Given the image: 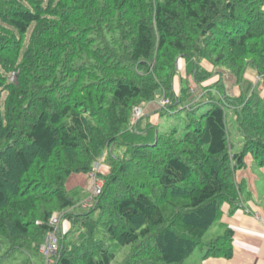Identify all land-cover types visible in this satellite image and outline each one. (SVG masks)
Masks as SVG:
<instances>
[{
	"label": "trees",
	"instance_id": "trees-1",
	"mask_svg": "<svg viewBox=\"0 0 264 264\" xmlns=\"http://www.w3.org/2000/svg\"><path fill=\"white\" fill-rule=\"evenodd\" d=\"M179 57L199 96L187 84L174 93ZM203 58L241 93L220 79L200 86L214 73ZM247 67L264 80V0H0V248L29 262L61 213L69 228L54 264H113L126 245L116 264H183L197 248L230 257L229 228L206 235L224 203L237 207L234 171L249 156L264 166V98ZM157 95L168 105L154 109ZM137 106L144 116L185 108L184 132L138 128ZM106 154L100 193L83 208L66 181Z\"/></svg>",
	"mask_w": 264,
	"mask_h": 264
},
{
	"label": "rangeland",
	"instance_id": "rangeland-1",
	"mask_svg": "<svg viewBox=\"0 0 264 264\" xmlns=\"http://www.w3.org/2000/svg\"><path fill=\"white\" fill-rule=\"evenodd\" d=\"M31 31L27 32L24 36V48L26 47L29 37H30ZM199 66L203 68V70H205L207 73L211 74L212 72L213 75L211 77L208 78L207 81H203L201 82L200 86H206L208 83H213V81L215 80H221L222 81V85L226 91V93L229 96H238L240 92L239 87L236 84V80L234 78V76L230 75L229 72L225 69L219 70L217 68L214 69L213 65L206 60V58L201 59L198 62ZM152 67V64L150 65V68ZM189 66L186 65L185 59L183 57H179L177 60V70H176V75L174 76L173 79V89H174V93L176 95L179 94L181 87H186V84L189 87V91L195 96H199L200 94V88L197 87V84L194 83L192 81L191 75L189 73ZM252 70L254 71L253 68L251 67H247V69L245 70V74L247 71ZM216 71V72H215ZM12 72L9 73L8 79H10ZM16 77V76H15ZM252 80H254V82H258V84L253 83L255 86L254 88L257 89H261L260 92L259 90H257L261 97L264 96V80L261 77H252ZM11 80V79H10ZM9 80V81H10ZM245 82L248 86H250V91L251 89H253V84H252V80H248L245 79ZM15 81V80H14ZM11 82V81H10ZM252 86V87H251ZM257 87V88H256ZM198 90V91H197ZM238 90V95H237V91ZM217 90H216V86H213L212 88V93L215 96L217 95ZM250 93V92H249ZM184 94V93H183ZM6 92L2 91L1 92V99L3 101V99L5 98ZM192 96V94H191ZM164 98V99H163ZM167 101V104L162 105V107H165L166 105H168L169 103V99H166L165 97L161 96V99L159 98V95H157L156 97V101L154 103H156V105L154 106V109H158V107H160V101ZM179 107H181V105H179ZM149 109H153L152 107ZM207 109V105L198 108L196 111L197 113L200 112H204V110ZM227 129H228V139H229V147L231 148V151L234 150L236 152V150L238 151L240 148V140L241 137L238 135L237 133V122L236 120H234V115L232 112L229 113L228 111V116H227ZM187 121V116H186V109L183 108L173 114H160V113H153L149 116H144L140 119L139 121V125L138 128H141L143 126H145V124L151 123V124H156L157 127V131L159 133H163V132H167L168 130H171L173 128H176L178 130L179 133L184 132V127ZM123 150L122 147H116L113 149V152L116 154H119L121 151ZM108 159H107V154L104 156V158L100 161V166L99 168L102 171L103 174H106L108 172ZM246 162V166L242 169H237L234 171V178L236 180V184H238L240 181L242 183H244L245 185H243L241 183V193L243 195L244 198H246L247 195H249L248 190L251 191L253 199H258L262 202V205L264 206V166L260 167L257 166L255 164V162L252 160V158L249 156L247 159H245ZM79 175V174H77ZM81 175V174H80ZM71 176V175H70ZM78 179L79 177H81V179H83L82 176H77ZM66 189L74 192V196L79 199L80 201L82 199H84L87 195V191H89L92 187V185L90 184L89 188H85V179L84 181H79L77 183H71V180L66 181ZM83 182V183H81ZM81 184V185H79ZM247 184H248V188H247ZM240 185V183H239ZM77 210H79L80 208H76ZM67 222L64 223V228H63V233L61 232V236H64L68 231L67 228ZM217 226L214 224L212 226V228L210 229L211 233H208L206 235L207 238H211L214 237V234H216L217 232ZM112 246V245H111ZM128 251V246H123L122 250H120L116 255V259L113 261V264H116L118 261L121 260L123 254L125 252ZM7 252V247L6 245H2V247L0 248V256L1 258V263L2 264H43V258L38 254L35 256L30 257V261H25V263H23V260H25L27 258V255L24 252H18L15 251L13 252L11 255L9 254H5ZM204 253L203 249L197 248L193 251V253L191 254V256L189 258H187L183 264H200V258L202 257V254Z\"/></svg>",
	"mask_w": 264,
	"mask_h": 264
},
{
	"label": "crops",
	"instance_id": "crops-1",
	"mask_svg": "<svg viewBox=\"0 0 264 264\" xmlns=\"http://www.w3.org/2000/svg\"><path fill=\"white\" fill-rule=\"evenodd\" d=\"M252 77H259L255 70H249L244 74L245 79L252 80ZM253 83L258 84V82L252 80ZM257 90L260 92L261 89ZM236 91L238 95V90ZM77 174L69 176V181L71 180V183H77L78 180L84 181L85 179L86 184L84 187L86 189L89 188L91 182L86 174ZM77 176H82L83 179L81 177L78 179ZM240 183L242 182L240 181ZM242 184L245 185L244 183ZM88 193L89 191H87V195ZM248 193L249 195L246 198L242 194L240 195L237 203H235L237 207L234 210H230L229 204L224 203L221 207L222 214L219 222L215 224L218 230L216 229V234L213 233L214 236L223 233L225 228H229L232 231L231 256H208L203 258V253L200 258V264H264V206L260 200L253 199L251 191L248 190ZM67 226L69 228V225Z\"/></svg>",
	"mask_w": 264,
	"mask_h": 264
},
{
	"label": "built area",
	"instance_id": "built-area-1",
	"mask_svg": "<svg viewBox=\"0 0 264 264\" xmlns=\"http://www.w3.org/2000/svg\"><path fill=\"white\" fill-rule=\"evenodd\" d=\"M11 79V80H10ZM10 81L14 82L15 73L12 72ZM167 101H161L162 104H165ZM139 113V109L135 110V115ZM88 178L91 181L92 187L89 195L78 203L81 207L89 206L94 198L100 193V190L103 185V180L98 176V164H93L92 170L88 173ZM61 213H54L49 218V225L51 230L46 233L43 238V241L39 247V253L43 258V264H54V258L56 257L58 244H59V231L62 227L63 219Z\"/></svg>",
	"mask_w": 264,
	"mask_h": 264
}]
</instances>
